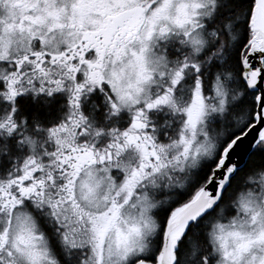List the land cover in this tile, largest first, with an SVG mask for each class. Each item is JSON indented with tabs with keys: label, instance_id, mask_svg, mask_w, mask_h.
<instances>
[{
	"label": "snow or ice",
	"instance_id": "obj_1",
	"mask_svg": "<svg viewBox=\"0 0 264 264\" xmlns=\"http://www.w3.org/2000/svg\"><path fill=\"white\" fill-rule=\"evenodd\" d=\"M0 264H264V0H0Z\"/></svg>",
	"mask_w": 264,
	"mask_h": 264
}]
</instances>
